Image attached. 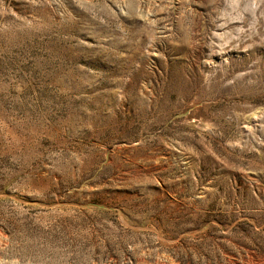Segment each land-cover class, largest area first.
<instances>
[{"label": "rangeland", "instance_id": "rangeland-1", "mask_svg": "<svg viewBox=\"0 0 264 264\" xmlns=\"http://www.w3.org/2000/svg\"><path fill=\"white\" fill-rule=\"evenodd\" d=\"M0 264H264V0H0Z\"/></svg>", "mask_w": 264, "mask_h": 264}]
</instances>
